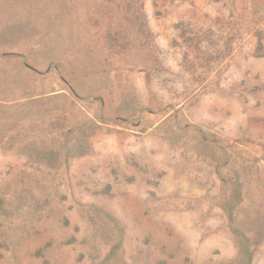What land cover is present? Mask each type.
Returning <instances> with one entry per match:
<instances>
[{"label":"rangeland","instance_id":"obj_1","mask_svg":"<svg viewBox=\"0 0 264 264\" xmlns=\"http://www.w3.org/2000/svg\"><path fill=\"white\" fill-rule=\"evenodd\" d=\"M0 264H264V0H0Z\"/></svg>","mask_w":264,"mask_h":264},{"label":"trees","instance_id":"obj_2","mask_svg":"<svg viewBox=\"0 0 264 264\" xmlns=\"http://www.w3.org/2000/svg\"><path fill=\"white\" fill-rule=\"evenodd\" d=\"M0 205H1V200H0Z\"/></svg>","mask_w":264,"mask_h":264}]
</instances>
